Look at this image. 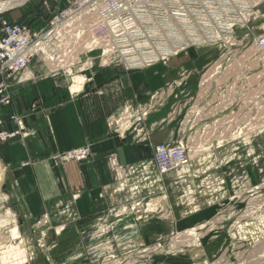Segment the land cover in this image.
I'll list each match as a JSON object with an SVG mask.
<instances>
[{"label":"rangeland","instance_id":"374dc122","mask_svg":"<svg viewBox=\"0 0 264 264\" xmlns=\"http://www.w3.org/2000/svg\"><path fill=\"white\" fill-rule=\"evenodd\" d=\"M16 1L22 3L0 10L35 11L23 21L30 25L34 20L47 22L72 0ZM256 9L235 29L228 41L232 45L178 54L181 65L168 69L177 77L126 113L131 123L146 111L145 120L172 97L168 113L178 130L168 141L182 142L190 157L179 169L181 175L164 176L162 193L146 196L138 205L114 208L108 220H97L92 231L88 226L81 241L59 247L51 240L45 248L41 240L49 227L45 216L34 225L40 237L30 239L3 206L0 264L1 256L21 242L27 258L19 264H264V56L256 53L254 63L247 58L253 37L264 32V1ZM100 56V49L87 54L93 61L82 76L121 66L103 65ZM124 214L138 218L136 223L122 221ZM51 229L62 232L58 226Z\"/></svg>","mask_w":264,"mask_h":264},{"label":"crops","instance_id":"0c3cea01","mask_svg":"<svg viewBox=\"0 0 264 264\" xmlns=\"http://www.w3.org/2000/svg\"><path fill=\"white\" fill-rule=\"evenodd\" d=\"M34 13L15 8L2 15L9 21L26 24L23 21ZM47 22L34 20L26 25L39 30ZM178 54L170 57L167 64L87 72L90 79L77 94H70L68 78L63 75L40 77L36 63L10 79L12 100L9 105H0V132L17 130L9 118L11 114L23 118L25 130L0 140V208L12 211V221L23 226L25 237H40L34 225L45 216L47 220L43 222L49 226L41 234L45 248L51 240L58 241V247L81 241L88 234L86 228L92 231L97 220H108L114 208L131 202L138 205L146 196L162 193V181H154L152 157L156 144L176 136L178 129L168 113V106L174 104L172 97L164 107L151 110L145 120L131 122V126L126 121L115 130L109 126V118L121 116L126 108L134 110L149 94L177 77L168 69L181 65ZM135 125L147 132L146 140L133 130ZM24 131L27 133L22 135ZM86 144L91 154L84 160L55 157ZM145 171L149 173L147 179ZM124 216L130 220L124 217L122 221L129 223L138 219ZM55 226L62 232L54 233L51 227ZM55 251L58 248L54 254Z\"/></svg>","mask_w":264,"mask_h":264},{"label":"built area","instance_id":"2783aa9c","mask_svg":"<svg viewBox=\"0 0 264 264\" xmlns=\"http://www.w3.org/2000/svg\"><path fill=\"white\" fill-rule=\"evenodd\" d=\"M263 1L72 0L66 8L52 14L47 25L39 30L7 20L2 15L5 9L0 10V105L11 103L10 79L32 63L40 68V77H67V88L73 94L79 93L90 79L84 76L82 87L72 92L70 86L74 74L85 75L93 61L87 59V54L96 49L101 50L103 65L116 62L130 70L165 62L190 47L230 46L233 43L228 41L235 29L244 26ZM247 52L251 63H254L256 53L264 56V32L253 37ZM127 112L128 108L121 116H111L109 126L116 130L128 122ZM145 115L146 111L141 112L133 122L139 123ZM9 118L16 123L17 130L1 131L0 140L25 130L21 116L11 114ZM134 129L141 138L147 139L143 127L135 125ZM26 133L24 131L22 135ZM188 151L182 142L156 144L152 157L154 181L157 178L162 181L172 172L181 175L179 169L190 163ZM90 154V146L86 144L55 154V157L81 161ZM145 176L149 178L147 171Z\"/></svg>","mask_w":264,"mask_h":264},{"label":"bare ground","instance_id":"6f19581e","mask_svg":"<svg viewBox=\"0 0 264 264\" xmlns=\"http://www.w3.org/2000/svg\"><path fill=\"white\" fill-rule=\"evenodd\" d=\"M20 3H22V1H16V2L4 1V2H0V9L7 8V7H10V6H16V5H19ZM84 80H85L84 76H82L80 74L74 76L73 83L70 86V88L73 91L79 90L82 87V83H83ZM181 170L182 169L180 168L179 172H181ZM17 244L12 246L13 248H11L12 250L10 249L11 252L8 253V255H6V254L4 255L2 253L4 255V256H1V261H2L3 264H19V263H22V262H24L26 260L27 255H26V252H25V248L22 245V242H21L20 245H17ZM10 247H11V245H10ZM4 252H6V251H4Z\"/></svg>","mask_w":264,"mask_h":264}]
</instances>
